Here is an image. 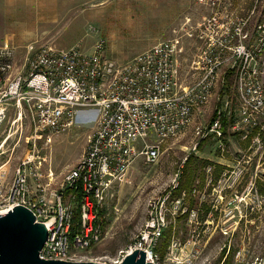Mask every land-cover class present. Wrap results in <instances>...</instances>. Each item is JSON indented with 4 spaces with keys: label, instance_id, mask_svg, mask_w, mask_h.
<instances>
[{
    "label": "built area",
    "instance_id": "obj_1",
    "mask_svg": "<svg viewBox=\"0 0 264 264\" xmlns=\"http://www.w3.org/2000/svg\"><path fill=\"white\" fill-rule=\"evenodd\" d=\"M193 1L205 9L203 19L187 18L179 30H173L176 35L126 62L106 54L103 37L90 50L79 43L59 48L34 40L25 46L19 65L17 46L7 41L0 44V214L21 204L46 225L48 237L39 252L41 258L110 263L140 248L152 264H264V251L245 240L246 218L261 198L253 180L243 190L236 189L243 176L239 161L233 165L219 161L225 171L217 181L212 176L214 165H206L210 174L206 184L220 187H213L215 199L206 219L199 221V209L186 204L192 187L175 194L182 180L179 169L164 191L147 200L139 232L116 258L84 253L104 237L100 211L117 178L138 157L157 161L164 143L178 139L210 103L214 91L225 86L227 74H235L237 118L224 131V111L216 107L208 123L196 126L190 153H197L198 146L211 137L225 151L227 131L241 129L245 139L252 133L248 150L264 153V17L251 26L249 16L234 14L231 0ZM183 35L195 40L192 59L180 54ZM25 113L34 138L42 133L48 142L53 134L76 125L81 113L94 122L87 150L65 173L58 189L51 163L43 170L44 158L35 148L20 158L12 173L9 159L2 160L8 140L18 132L13 126L22 123ZM7 121L11 126L3 128ZM196 192L195 187L192 195ZM76 210L79 221L73 233ZM185 222L195 228L183 240ZM206 224L213 230L210 242L202 245L196 231ZM166 232L172 236L161 249ZM216 232L225 241L212 251ZM207 248L210 257L204 254Z\"/></svg>",
    "mask_w": 264,
    "mask_h": 264
},
{
    "label": "rangeland",
    "instance_id": "obj_2",
    "mask_svg": "<svg viewBox=\"0 0 264 264\" xmlns=\"http://www.w3.org/2000/svg\"><path fill=\"white\" fill-rule=\"evenodd\" d=\"M231 2L234 3V14L249 16L251 26L259 18L264 17V0H231ZM9 3L10 0H0V44L8 39L17 46V65L23 61L25 46L36 38L40 40L39 42H52L59 48L79 43L84 49L90 50L97 38L103 37L106 40V54L119 62H126L158 41L176 35L173 30L175 28L179 30L187 16L203 19L200 14L202 6L193 0H190V3L188 0H107L103 3H89L86 10L69 11L67 18L61 20L56 26L48 27L50 32L38 37L34 29L39 16L36 7L31 14L27 9L10 7ZM92 28L95 30L93 31ZM194 41L183 35L180 51L182 58L192 59L191 46ZM225 82L223 88H217L214 91L210 103L196 114L194 122L186 131L178 139L164 143L157 161L147 162L142 157H138L128 171L117 178L107 196L102 214L104 237L98 244L85 251V255L95 258L99 256L106 259L116 258L121 249L132 242L139 232L145 220L147 200L164 191L179 169L183 177L182 160L187 153L191 152L196 136V126L208 123L216 107L224 111V131L227 129V124L229 125L237 118L239 99L235 89V74H227ZM227 102L229 104L225 107ZM9 108L12 111L13 107ZM93 125L92 118L88 121L85 114L81 113L76 125L64 132L53 134L51 141L48 142L46 135L42 133H38L34 138V128L29 115L25 113L22 123L13 126V131L18 129V132H15L8 140L7 152L2 160L9 159L8 168L12 173L20 158L35 148L44 158L43 170H46L47 165L51 163L55 175L54 188L58 189L65 173L87 150V138L93 131ZM10 126V121H7L3 128ZM227 134L228 137L223 139L225 151L219 150L215 139L208 137L210 139L198 146V152H192L190 155L194 154L200 159H207L209 165L212 163L214 165L212 176L216 181L225 171L219 161L228 162L231 165L237 161L240 162L243 167V176L241 184L236 186V189L243 190L244 186L253 180L261 198V203L255 200L257 206L246 218L245 240L247 245L258 247V251L263 252L264 153H254L253 148L248 150L250 141L242 137L244 134L242 129L229 130ZM205 167H198L195 172L191 187L192 191L196 187L198 192L193 196L191 191L190 199L186 201L191 208L199 209V221H202L203 217L206 219L208 212L212 209L211 201L212 198L215 199L212 195L213 187L220 188L217 185L206 184L205 180L210 177V174ZM229 197L230 195H227L225 199ZM206 227L207 224L204 227L201 225L196 231L197 241L202 245L210 242L208 239L213 230L210 231ZM191 228L195 227L184 223L183 240L189 237ZM218 233L216 232L212 238L215 244L210 243L212 251H216L225 241V238ZM171 236L169 232L165 233L161 249L168 243ZM210 252L207 248L204 254L210 257Z\"/></svg>",
    "mask_w": 264,
    "mask_h": 264
},
{
    "label": "water",
    "instance_id": "obj_3",
    "mask_svg": "<svg viewBox=\"0 0 264 264\" xmlns=\"http://www.w3.org/2000/svg\"><path fill=\"white\" fill-rule=\"evenodd\" d=\"M48 237L43 222L26 206L17 204L0 214V264H152L140 248L127 253L119 262L61 260L40 257Z\"/></svg>",
    "mask_w": 264,
    "mask_h": 264
},
{
    "label": "crops",
    "instance_id": "obj_4",
    "mask_svg": "<svg viewBox=\"0 0 264 264\" xmlns=\"http://www.w3.org/2000/svg\"><path fill=\"white\" fill-rule=\"evenodd\" d=\"M106 1L107 0H10V3L8 5L10 7L18 9H27L31 14H33L32 10H34V8L36 7V10L39 12V16L34 29L36 35L38 37H42L50 32V30H48V27L56 26L60 23L61 20L67 18L69 11L78 9L86 10V6L89 5V3L94 2L96 4ZM188 2L190 3V0H188ZM201 13L202 10L200 9V14ZM186 18H190L192 21H196L199 19L188 16ZM37 39L38 38H36L35 40ZM6 41L15 45L8 39H5L4 42Z\"/></svg>",
    "mask_w": 264,
    "mask_h": 264
},
{
    "label": "trees",
    "instance_id": "obj_5",
    "mask_svg": "<svg viewBox=\"0 0 264 264\" xmlns=\"http://www.w3.org/2000/svg\"><path fill=\"white\" fill-rule=\"evenodd\" d=\"M251 136H252V133L249 135L248 140L250 139ZM208 162L209 161L207 159H200L194 154H191L185 162L184 174L181 180V184L179 188L175 190V194L180 193L183 189H190L194 181V174L197 171L198 167H201V168L205 167ZM262 191H264V188L262 189ZM69 192H70V189H67L66 194ZM103 211L104 209L100 211L101 214H103ZM73 220H74V224L72 226V232L74 233L77 228V222L79 221V211L78 210L75 211Z\"/></svg>",
    "mask_w": 264,
    "mask_h": 264
},
{
    "label": "flooded vegetation",
    "instance_id": "obj_6",
    "mask_svg": "<svg viewBox=\"0 0 264 264\" xmlns=\"http://www.w3.org/2000/svg\"><path fill=\"white\" fill-rule=\"evenodd\" d=\"M234 4V3H233ZM205 12V9L204 10H202V13H201V16L203 15V13Z\"/></svg>",
    "mask_w": 264,
    "mask_h": 264
}]
</instances>
